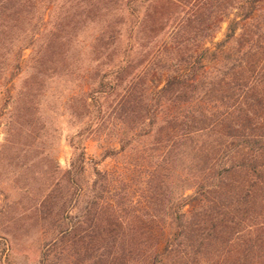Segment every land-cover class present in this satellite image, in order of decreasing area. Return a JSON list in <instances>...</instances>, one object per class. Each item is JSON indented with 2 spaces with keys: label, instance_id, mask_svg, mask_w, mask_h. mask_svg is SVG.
I'll return each instance as SVG.
<instances>
[{
  "label": "trees",
  "instance_id": "obj_1",
  "mask_svg": "<svg viewBox=\"0 0 264 264\" xmlns=\"http://www.w3.org/2000/svg\"><path fill=\"white\" fill-rule=\"evenodd\" d=\"M11 2L40 24L50 8L46 0H0L1 11ZM227 4L222 18L235 1ZM263 6L242 0L222 41L147 90L126 77L132 49L113 59L121 33L97 37L104 69L95 116L99 122L105 100L121 94L126 126L95 163L91 183L87 128L69 141V167L54 162L60 176L50 177L42 204L51 233L39 264H264V22L244 30ZM35 27L27 47L40 41ZM108 158L116 167H97Z\"/></svg>",
  "mask_w": 264,
  "mask_h": 264
},
{
  "label": "rangeland",
  "instance_id": "obj_2",
  "mask_svg": "<svg viewBox=\"0 0 264 264\" xmlns=\"http://www.w3.org/2000/svg\"><path fill=\"white\" fill-rule=\"evenodd\" d=\"M46 1L50 8L43 24L12 2L0 9V264H39L51 233L42 204L50 177L60 176L51 168L54 162L69 167L71 138L87 128L85 180L91 183L95 163L124 131L117 105L121 94L105 100L99 122L95 116L97 72L104 69L97 37L109 30L121 33L113 59L132 49L126 77L147 90L167 69L201 60L205 47L222 41L242 0L228 6L226 18L230 0H119L121 7L105 0ZM263 22L264 6L244 30ZM36 23L40 41L27 47ZM242 33L239 29L238 38ZM117 162L108 158L97 167L109 169Z\"/></svg>",
  "mask_w": 264,
  "mask_h": 264
}]
</instances>
